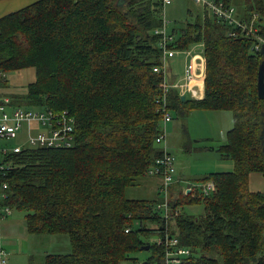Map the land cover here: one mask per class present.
Wrapping results in <instances>:
<instances>
[{
  "label": "trees",
  "instance_id": "obj_1",
  "mask_svg": "<svg viewBox=\"0 0 264 264\" xmlns=\"http://www.w3.org/2000/svg\"><path fill=\"white\" fill-rule=\"evenodd\" d=\"M190 1L187 16L166 27L175 51L201 44L205 75L198 98L174 85L181 79H172V56L163 64L156 32L161 0H35L0 16L1 88L10 71L33 67L25 99L41 107L16 104L10 93L4 108L66 109L75 119L71 146H24L8 157L5 202L25 212L27 231L68 236L70 250L46 253L44 264H173L165 261L169 247L142 238L150 229L146 220H157L163 235L160 192L155 198L125 194L160 154L154 139L165 87L172 118L190 109H227L233 116L225 142L214 147L233 159V169L201 177L214 182L209 193L198 189L191 196L173 187L170 205L178 212L169 231L178 242L170 248L188 249L174 254L180 259L174 264H264V191L249 187L250 171L264 175V98L256 87L264 54L253 46L256 37L229 35L234 24ZM253 11L264 36V0H242L236 8L243 20ZM182 202L201 203L203 210L189 214L179 209ZM144 244L150 253L140 259Z\"/></svg>",
  "mask_w": 264,
  "mask_h": 264
},
{
  "label": "rangeland",
  "instance_id": "obj_2",
  "mask_svg": "<svg viewBox=\"0 0 264 264\" xmlns=\"http://www.w3.org/2000/svg\"><path fill=\"white\" fill-rule=\"evenodd\" d=\"M232 3L236 8H240L242 0H232ZM189 5H192L190 0H172V3L165 6L164 16L168 19V27L173 24L175 19L181 20L187 16L186 9ZM209 11L213 14L211 10ZM192 13V16L196 13L195 9H193ZM201 48L200 43H193L187 51L191 52L193 49L201 50ZM187 51L178 49L171 58L174 72L177 71L180 77L184 61L191 58ZM199 61L197 59L196 62L199 63ZM34 76L33 67L12 70L7 74V82L2 87V91L5 94L11 93L17 100V102L14 101L16 104L19 103L26 107L25 105H28L25 99L27 83L32 81ZM197 81L200 82V78ZM181 83H183L182 78ZM186 95H189V92H186ZM28 106L41 109L36 104ZM232 124L233 116L230 110L190 109L183 114H174L165 128L169 142L167 146L168 148L170 147L169 150L174 156L175 168H177L178 173L181 172L185 174L186 178L193 180V184L196 185L194 190L197 187L199 188L200 183L212 182H201L200 178L208 172L233 169V159L222 155L220 151L214 148L225 142L226 132ZM160 128L161 123L159 125ZM23 137H25L24 133H21L16 138H1L0 145L10 148L17 140L20 141ZM144 177L146 178L147 176ZM140 184L143 183L140 182V176H138L133 184L125 189V194L132 198H148L152 196L151 194H142L143 191L141 186H139ZM249 187L252 190L264 191V175L262 172L257 170L249 172ZM212 189L213 184L210 190ZM182 190L181 193L184 194V190ZM190 192V195L193 196L192 190ZM202 206L198 202H182L179 209L189 212V214L198 215L203 210ZM158 209L161 211V215L164 216L163 209L157 207L156 210ZM24 213L23 210L13 208L11 213L1 222L2 242L7 251L8 264H44L46 253H65L70 250L68 236L64 233L28 232L25 227ZM159 224L157 220L145 221L146 227L150 228L149 230H144L142 234V238L146 242L152 243L156 241L158 243L160 241ZM147 253L150 252L146 249L141 250L138 256L143 259Z\"/></svg>",
  "mask_w": 264,
  "mask_h": 264
},
{
  "label": "built area",
  "instance_id": "obj_3",
  "mask_svg": "<svg viewBox=\"0 0 264 264\" xmlns=\"http://www.w3.org/2000/svg\"><path fill=\"white\" fill-rule=\"evenodd\" d=\"M162 4L166 6L170 4L172 0H161ZM196 4L200 6L207 7L213 12V14L228 23L234 24L235 28L229 30L228 34L232 36L250 35L257 38L254 42V48H261L264 43V36L259 33V26L256 25L259 14L253 11L249 20H243L237 17L236 8L233 4L227 3L223 0H193ZM168 19L163 16L162 25L156 29V32H161V40H159L160 46L163 50V64L168 65V57L173 56L175 49L169 43L174 39V35L169 33L166 27ZM188 50V49H187ZM186 50V51H187ZM200 50L187 51V54L191 56L187 60L184 69L183 83H175L174 85L180 87L181 91L187 90L194 97H201L200 81L204 79L205 75V60L201 54ZM197 58H199V63H197ZM165 66V68H166ZM1 75V72H0ZM166 87L163 94V102L160 108L163 111L161 131L155 137V143L161 149L160 154L154 159V163L149 167L148 174L157 175L160 177V182L158 186V191L160 192V198L156 203V207L163 209L165 226L163 230V235L160 236V243H163L169 247L165 252L166 263H177L180 262L179 257H177L176 252L186 253L187 248L179 247L176 250L171 249L172 245H176L178 239L176 236L170 234V217L172 215V205H170L171 200H173L177 194L174 192L173 187L175 185V165L174 156L169 150L166 142L165 125L168 121L172 119L170 111L167 109L166 97L167 94ZM9 100V97L1 91L0 85V139L1 138H16L21 133H24L25 137L17 142L10 148L0 145V264H7L8 257L7 251L3 246L2 234H1V222L2 220L11 213L12 208L5 202L8 197L7 187L8 183L5 180L6 171L11 167L9 156L12 152H18L24 146H46V147H58L64 148L69 147L74 141V129H75V119L68 113L66 109L57 111L51 108L42 110H31L20 106L13 108L8 111L4 108L3 104ZM26 125V132L23 131V126ZM212 180H206L202 182H207ZM214 189V182H207L206 184H199V190L209 193ZM202 185V186H201ZM194 187L196 185L187 184L186 188L189 191H195ZM183 192L186 193L185 187L182 188ZM198 190V187L197 189ZM176 210L173 212L176 214ZM129 228H126L128 230Z\"/></svg>",
  "mask_w": 264,
  "mask_h": 264
},
{
  "label": "crops",
  "instance_id": "obj_4",
  "mask_svg": "<svg viewBox=\"0 0 264 264\" xmlns=\"http://www.w3.org/2000/svg\"><path fill=\"white\" fill-rule=\"evenodd\" d=\"M33 1H35V0H0V16L6 14L8 12L17 10V9L27 5L28 3L33 2ZM199 54H201L200 51H199ZM197 59H199V58H197ZM186 63H187V59L183 63V66H182L183 69H182L181 77H180V75L177 74L178 73L177 71L174 72L173 65H172L173 64V60L171 59L170 67H171V72H172V79H173L174 82L177 81V80H180L182 78V76H183L182 74H183V71H184ZM199 83H200L201 94H203V80L200 81ZM1 91H2V88H1ZM169 122L166 123L165 128L168 126ZM23 127H24L23 131L26 132V125L24 124ZM166 142L169 145V142L167 140V134H166ZM144 176H147V177L145 178ZM174 177H175V184H178V186L181 187V188L185 187L186 193H187V188H186L187 184H190V185L192 184V186H193V180H189L188 178H186L185 174H182L181 172L178 173L177 172V168L175 169ZM202 181H204V180H202ZM140 182L143 183V184L139 185L142 188V191H143L142 194H151L152 196H150L148 198H154V197L158 196V186H159V182H160V177L159 176L151 175V174L141 175L140 176Z\"/></svg>",
  "mask_w": 264,
  "mask_h": 264
},
{
  "label": "water",
  "instance_id": "obj_5",
  "mask_svg": "<svg viewBox=\"0 0 264 264\" xmlns=\"http://www.w3.org/2000/svg\"><path fill=\"white\" fill-rule=\"evenodd\" d=\"M260 52L264 54V43L261 46ZM256 87H257V93L259 97L264 98V58L261 60L258 66ZM182 98H184V95H182ZM188 191L189 189H187V192ZM140 247L143 249H148L149 244H144V245H141ZM128 264H131V263H128ZM135 264H149V262L146 259H144Z\"/></svg>",
  "mask_w": 264,
  "mask_h": 264
}]
</instances>
